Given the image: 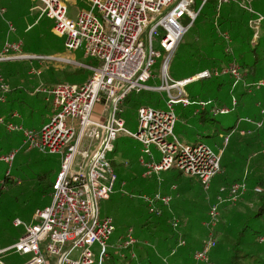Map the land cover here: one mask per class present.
<instances>
[{
	"label": "built area",
	"instance_id": "built-area-1",
	"mask_svg": "<svg viewBox=\"0 0 264 264\" xmlns=\"http://www.w3.org/2000/svg\"><path fill=\"white\" fill-rule=\"evenodd\" d=\"M31 1L36 3L34 9L38 10L39 16L45 15L52 20V31L64 38L66 49H81L84 56L93 59L95 64L91 66L89 78L82 83L54 82L36 88L35 93H45L46 100L50 98L52 104L51 115L38 129L26 127L19 120L18 111L0 114V127L21 137L18 145L10 150H0V163L6 167V178L14 180L11 178L12 168L21 150L56 153L61 159L49 203L35 210L31 222L14 221L15 225H23L24 233L13 243L0 247V263L2 255L13 252L27 256L22 264H103L114 225L110 216L99 215L98 206L100 200L109 198L117 180L108 158L117 136L123 134L141 144L139 162L144 176L160 179L161 172L175 168L185 176L198 179L207 189L211 179L222 170L221 154L205 143H188L178 138L175 134L178 120L175 106H205L203 101L193 103L186 93L184 88L192 80L227 75L238 83L243 71L233 60L220 68H204L182 80H171L168 75L169 60L208 0H198V5L197 0H83L88 7L79 8L75 19L69 16L68 2L72 0ZM254 1L216 0L213 24L225 43L227 54L232 55L231 39L218 24L221 5L233 2L249 14L247 24L252 30L251 43L254 44L260 37V24L264 20V16L254 10ZM4 11L0 8V12ZM8 24L10 31H14L13 25ZM22 50V40H6L0 49V62L60 60L58 56L29 55ZM40 69L31 65L29 73L39 76ZM155 78H159V84H148ZM143 90L165 93V108L148 104L139 106L137 129L132 132L125 127V119L121 117L123 101L128 93ZM10 91V84L0 72V104L7 101ZM231 103L234 107L237 100L233 98ZM258 105L261 118L241 117L225 137L226 144L233 133H252L253 130L239 127L241 121L253 125V129L264 125V106ZM229 111L227 106L210 109L213 114H227ZM6 180L0 182L1 188ZM247 190L244 180L219 188L203 222L206 238L189 264H212L207 251L219 221V206L234 204ZM254 190L259 192L260 188ZM139 197L149 212L156 215H160L171 200L170 196L160 192ZM169 222L173 228L178 226L176 218H170ZM258 240L264 242V237ZM136 242L130 228L119 238L115 250L123 257V250L130 248V255L135 257L131 248ZM95 243L99 245L96 260L92 251ZM184 245L185 240L179 238L171 253Z\"/></svg>",
	"mask_w": 264,
	"mask_h": 264
},
{
	"label": "rangeland",
	"instance_id": "rangeland-1",
	"mask_svg": "<svg viewBox=\"0 0 264 264\" xmlns=\"http://www.w3.org/2000/svg\"><path fill=\"white\" fill-rule=\"evenodd\" d=\"M20 1L21 3L22 1H26V6L22 5L24 9L19 5ZM13 5L16 6V11L19 6L20 18L10 10V7H13ZM27 5L30 6V10L25 12L24 10L27 9ZM35 5L36 3L31 0H0V7L6 9V11L0 12V43L4 42L6 39L15 40L19 38L23 40V37L18 34L20 31L17 30L16 27L15 31H10L7 20L11 18L14 22L23 24L25 27H27L28 23H32L33 26L30 28L33 29L37 23L32 20L31 17L32 15L36 16L38 13V10L34 9ZM214 5H216V0H208L192 26L183 34L176 51L168 63V75L171 80H182V78L191 76L204 68L213 67L218 60L228 59V56L222 50L223 42L213 26V19L216 13ZM221 6L222 8L233 6L236 10L233 11L236 19L237 17L239 19L243 18L244 20L249 18L248 13L239 8L237 9L236 3H223ZM252 6L254 10L264 16V5L260 6V3L258 5L255 0ZM87 7L88 4L83 0H72L68 2L69 16L71 19H75L79 8ZM183 22L186 24L187 21L183 19ZM256 42L257 44L253 46L255 47L254 51H250L249 47H244V57L248 61L251 70L253 69L254 71L253 73L251 71L249 76L254 75L255 79L261 82V85H259L260 89L256 88L252 93L243 97L247 103L248 101H252L251 104H253L254 107L249 110H239L236 106H232L231 99L242 93L240 84H235L233 86L226 82L220 89H216L212 88L211 78L192 80L184 89L193 103L198 104L203 100L206 102L218 103L224 100V102L228 104L226 106L230 108V111L227 114H209L206 116L207 119L205 122L195 124L183 123L182 120L186 118L182 116L178 119L179 121L175 126V134L179 138L191 143L196 138L200 137L203 143H206L213 151L219 152L222 157L226 146L225 137L230 132V127L234 126L237 117L241 118L248 116L253 120L261 118L258 103L264 106V99L261 97V92L264 90V20L260 24V37ZM63 44L64 38L61 36L53 38L44 35L42 39L39 38L36 42V51L33 52L30 50L28 54L32 55V52L40 53L36 55L42 54L44 57L56 56L57 53L55 49H57L58 45L63 47ZM154 44L158 46L157 41H154ZM59 55L64 56L66 61L50 64L46 63V69H40L41 74L39 76L28 74L31 65L36 68L41 65V62L38 64L36 59H14L0 62V72L2 71L1 68L3 69V73L7 69L13 72V77L10 76V78L2 75L5 80L9 82L10 86L17 87L14 91V95L23 100L20 105L17 106V111L22 115V120L20 121L27 127H40L48 120L52 113L51 99L49 98L46 100L47 95L45 93H35V90H37L36 88L40 84L49 85L53 83L50 82L51 78H49V74H52L56 77V81L60 82L67 81L64 79V74L66 72H69L70 75L74 77L73 82L79 81L78 78H84L89 75V68L83 66L82 64H84V61L77 57L79 51H67V53L64 51V53ZM235 55L237 60L241 62L240 54L235 53ZM75 62H78V65H76ZM48 65L52 66V73L47 69ZM157 66L158 64H156L155 67ZM241 69L243 70V68ZM5 74L8 75V72H5ZM221 78L225 80V78L229 77L227 75L213 77V79L218 80H221ZM159 83V78L151 79L148 82V84L152 85H157ZM143 91L145 93L141 94L142 98L150 99L152 102L159 101V108H165V93L160 91ZM148 96L149 98H147ZM148 104H152L153 106L151 102H148ZM194 106L196 105L192 104L186 108L177 105L175 106L176 114H179L180 109H183L185 113H191ZM190 116L193 117L192 114ZM121 117L125 119V127L127 129L132 132L136 131L137 109L123 107ZM194 117L193 120L196 118ZM242 124L243 123H240L239 127H241ZM214 130H219V134L216 133L212 135L211 133ZM261 130H263V128H261ZM205 132H209L211 136H201V134ZM10 134L12 137L16 138V142L14 143L15 146L18 145L21 138L20 135L15 133ZM235 135L236 134L233 136ZM227 154L228 149H226L224 157L227 156ZM242 154L243 152H241V155ZM140 155L141 144L137 140L123 134L117 136L114 141L113 151L108 154V158L111 160L112 167L117 175V180L109 198L100 200L98 208L101 217H112L115 230L106 244L107 258L103 264H116L114 261V250L119 242V238L125 234L129 225L132 226L134 231H137L144 220L150 216L145 210L143 203L137 199L138 193H140L138 192L139 190L143 192L147 191L145 187L147 183L153 187V183L150 179L143 177V169L139 162ZM60 163V155L56 153H43L33 149L30 151L21 150L17 154L12 171L13 169L19 170V175L13 178L14 181H18L19 177V182L11 183V181H8L3 188H1L0 184V235L7 236L6 239L10 240L11 243L24 233L23 225H15L14 221L18 219L23 223L31 222L35 210L43 207L50 201V196L44 194L42 190L46 181L55 179L60 169ZM221 166L222 168L224 166L227 168V164L224 163L223 158L221 160ZM5 168V165L0 163V182L5 180ZM226 173L230 181L229 174L228 172ZM221 174L223 173H218L214 176L211 186L207 191L204 190L201 184L195 179L189 178L183 174L180 175L177 169L163 171L161 177L168 180L172 179L176 182L179 186V193L181 194L182 192L180 198L181 202H183L186 207H189L185 209H191L190 217L200 223L199 221H206L208 207L215 201V192L217 191L216 189ZM243 197L242 195L234 204H228L227 207L222 204L219 206L224 218L223 230H226V235H230L234 237V239H236L239 234V247L241 249L253 250L255 246L264 244L254 239L256 235L264 237V199L260 201V199L255 196L253 199L248 198L242 201ZM187 214L189 215L188 212ZM185 227L187 228V226ZM190 230L197 240H203L206 235L204 225L195 226ZM227 230H230V232ZM166 232L168 233L167 229ZM3 243L4 242H1L0 245H4ZM92 251L94 252L95 260L98 259L99 245L97 243L92 246ZM215 252L217 254V257L215 256L217 260L224 263L227 262L229 257V248L227 245L218 242L217 246H212L211 256H213ZM10 255L12 256L8 257ZM260 256L262 257L264 254ZM1 258L2 263L0 264H3V262L4 264H22L27 260V256H21L13 252L4 254Z\"/></svg>",
	"mask_w": 264,
	"mask_h": 264
},
{
	"label": "trees",
	"instance_id": "trees-1",
	"mask_svg": "<svg viewBox=\"0 0 264 264\" xmlns=\"http://www.w3.org/2000/svg\"><path fill=\"white\" fill-rule=\"evenodd\" d=\"M256 1H257L258 5H259V3H260V6L264 5L263 4L264 0H261V1L256 0ZM25 2L26 1H22V3H21V1H20L19 5H21V6L25 5L26 4ZM22 8H23V6H22ZM29 8H30V6L27 5V9L24 11L28 12ZM237 9H238V7H237ZM10 10L14 14H17V17L20 18L19 6L17 7V11H16L15 5H13V7H10ZM214 10H215V5H214ZM233 11H236L233 6H226L225 8H222V6H221L220 11H219V16H218V24L220 25L221 30L227 31L230 35V39H231L230 46L232 48V55L227 54L225 52V43L222 41L223 42L222 43V50L228 56V59L218 60L217 62H215L213 67H219L220 68L223 64H229L231 61L235 60L236 63L241 68H243V70H242L243 71V77H242L241 81H239L238 83H234V80L231 79L230 77L225 78L226 81L223 78H221V80L211 78V85H212V88L220 89V87L226 82L230 83L233 86L235 84H240L242 86V88H241L242 93H240L237 97H234V98L237 100V104L235 106L239 110H242L244 108L243 105H245V104L247 105V101L244 100L243 97L252 93L256 88L260 89V86L258 83L260 81L255 79L254 75L249 76V73L251 71L253 73L254 71H253V69L251 70V67H249V65H248V61L244 57V53H245L244 47L245 46L249 47L250 51H254L255 47H253V46H255L257 44V42L252 44L250 41L252 38V30L248 27V24H247L248 19L244 20L243 18L239 19L238 17L236 19ZM215 16H216V13H215ZM31 19L34 20L33 17H31ZM8 20L10 22H12L13 25H15L14 27H16L17 30L20 31L18 34L23 37V41H24L23 50L25 53H30V50L35 52L36 51V42L39 40V38L42 39L44 37V35H47V36L53 37V38L56 37L52 32V20L45 17V16H42L37 21V24L34 26L33 29L31 28L27 31L25 30V26L23 24L14 22L11 18ZM213 26H214V24H213ZM2 44H3V42L0 43V48H1ZM64 51L66 52L64 44H63V47L61 45H58L57 49H55V52L57 53L56 55L62 54V53H64ZM235 53L240 54L241 62L239 60H237ZM31 54H40V53H32L31 52ZM50 55H53V54H50ZM85 61H86L87 65H94V62L90 59H87ZM46 63L50 64V63H54V62L47 60ZM213 67H211V68H213ZM47 69L50 70V73L53 72L52 66L48 65ZM1 70H2L1 73L3 75L7 76L8 78H10V76L13 77V72L10 69H7L5 71V72H8V75H6L5 72L3 73L2 68H1ZM91 73L87 77L78 78L79 81H77V82L82 83V82L86 81L89 78V76L91 75ZM195 74H193V75H195ZM193 75H191V76H193ZM49 76H50L49 78H51L50 82H53V83L54 82H60V81H56V77H54L52 74H49ZM188 77H190V76H187L185 78H188ZM185 78H182V79H185ZM64 79L67 81L62 82V83H66V82L69 83V82H73L74 77L71 76L69 72H66L64 74ZM203 79H206V78H203ZM177 80H181V79H177ZM46 83H49V82H46ZM10 87H11V91L8 95L7 101L4 104L0 105V114H3V115L10 114L14 110L17 111V106H19L20 103L23 101L20 97H17L14 95V91L17 89V87H15V86H10ZM142 93H145V92L141 91L139 93H135V92L128 93L126 95L124 101H123V107L124 108L125 107H131V109H137L141 105L148 104V102L153 103L154 107L160 106L159 101L152 102V101H150V99L142 98L141 97ZM147 98H149V96ZM232 99H231V101H232ZM203 102H205L204 107H200V106L196 105L193 107L191 113L190 112L185 113L183 111V109H180L179 114H177L178 119L181 118L182 116H184L186 119L182 120L183 123H189V124L203 123L207 119L206 116L209 114H212L210 112L211 108H213L215 106H226V105H228L224 102V100L219 101L218 103H212L210 101L206 102L205 100H203ZM148 105H152V104H148ZM197 109L199 112L196 111ZM248 109L249 108H247V110ZM19 114H21V113H19ZM191 114L193 115V117L195 115L196 118L194 117L195 118L194 120H193V117L190 116ZM239 119H240V117H237V120L235 121L234 126L230 127V129H231L230 132L236 127L237 121ZM261 128H263V130H261ZM261 128H255V129H250V130H253L252 133L254 132V134L258 135L260 139L261 138L264 139V125ZM1 129H3V130H1ZM216 133L219 134V130H214L211 134L214 135ZM252 133L244 134V135H242V134L239 135V133H238L237 135L239 136V139H250L251 137H248L247 135H250ZM211 134L209 132H205L204 134L202 133L201 136H211ZM179 139H181V138H179ZM15 142H16V138L12 137V135L10 133L6 132L4 128L0 127V150H2V151L10 150L13 146H15V144H14ZM199 142L203 143V141L201 139L196 138L191 143H199ZM227 144H228V142H227ZM221 168H222V166H221ZM172 169H175V168H172ZM166 171H168V170H166ZM224 171L222 168L220 173H223V174L220 175V179H219L217 189L215 188L217 190L215 192L216 193L215 197L218 194L220 187L227 186L233 182L242 181V180H238V181L230 182L228 177H227V173ZM142 174H143V170H142ZM179 174L181 175L182 173L179 172ZM18 175H19V170L13 169L11 178H15ZM143 177L146 179H150V181L153 183V187H151V185L149 183H147V185L145 184L147 191L143 192L142 190H139L138 192H140V193H138L137 199H139L143 203V205L145 206V210L147 211V213H149L150 216H149V218L144 220V222L140 225V227L138 228L137 231H134L132 229V226H130V225L127 227V229L125 231V233H126L127 230L131 228L133 235L140 241V242L139 241L136 242L131 248V250L135 253V257H132L130 255V248L127 250H123V257H120L118 252L116 250H114V256H115L114 261H115V263L116 264H167V262H168L171 264H189L193 260L192 257H193L194 252L202 246V243H203L204 239L206 238V235H205L203 240L201 239L202 242H201V240H197L195 237L191 236L190 231L185 230V228H183L184 225L182 223V220H180V218H178L177 216H175L173 214L168 213L169 209L171 208V201H172L173 197H175L176 195L179 194V190L177 191V184L175 181H173L172 179H169V180L166 178L163 179L161 177V174H160V179H158L154 176L148 177V176L143 175ZM189 178H193V177H189ZM213 178L210 181V185H211ZM5 179H7L6 182L11 181L10 178H6V176H5ZM193 179H195L196 181L198 180L196 178H193ZM19 180H20V178L18 177V182H19ZM6 182H4V183L6 184ZM16 182L17 181H14V180L11 181V183H16ZM53 182H54V180L46 181L45 186L43 187V190H42L44 194H47L50 196V192H51ZM198 182L201 184V182L199 180H198ZM259 183H260L259 184L260 186H258V187L260 188V191L259 192L255 191V194L260 199V201H263V199H264V182L262 181ZM168 184H169V186H168ZM210 185H209V187H210ZM201 186L203 187L202 184H201ZM209 187L207 189H204V187H203V189L207 191V190H209ZM162 190H163V192H162ZM155 192H160L161 194H165V195H168L171 197L169 205L162 208V213L160 215H156L154 213L149 212V210L146 208L145 203L139 197V195H142V194H153ZM49 200H50V198H49ZM222 205L227 207L228 204H222ZM208 209H209V207H208ZM166 212L168 213V215L166 214ZM139 217H141V216H139ZM170 218H176L178 220V226L176 228H173L172 225L170 224V222H169ZM223 219L224 218H223L222 213L220 211V217H219L218 224H217L216 228L214 229V235L212 238V243L210 244L208 251H207V256H208V259L210 260V262L212 264H264V256H262V257L260 256L261 254H264V246H260V245H264V244H260L258 246H255V248H253V250L241 249L239 247V245H240L239 234H238V237L236 239H234V237H232L230 235H226V230H223L224 229L223 228L224 227V224H223L224 220ZM166 229H167L169 234L166 232ZM114 230H115V228H114ZM205 230H206V228H205ZM227 231L230 232V230H227ZM241 233H242V231H241ZM163 234H165V235H163ZM260 237H262V236L256 235V237L254 239L257 242H259L258 239ZM6 238H7V236L0 235V244H1V242H4L3 243L4 245H0V247H4L7 244L11 243V241L7 240ZM179 238H182L183 240H185V245L178 247L177 250L175 251V253L172 254L171 250H172V248H175V246L178 243ZM12 242H14V240ZM145 242H146V244H145ZM218 242L227 245V247L229 248V257H228L227 262H225V263L221 262L220 260H217L216 252L213 254V256H211V248L213 245L217 246ZM148 243L155 244V247L147 245ZM259 243H263V242H259ZM164 259H166L167 262L164 261Z\"/></svg>",
	"mask_w": 264,
	"mask_h": 264
},
{
	"label": "crops",
	"instance_id": "crops-1",
	"mask_svg": "<svg viewBox=\"0 0 264 264\" xmlns=\"http://www.w3.org/2000/svg\"><path fill=\"white\" fill-rule=\"evenodd\" d=\"M0 8H4V7H0ZM29 10H30V8H29ZM5 11H6V9H5ZM32 17L34 18V21L36 23L41 18V16H39L38 13L36 14V16L32 15ZM7 21L10 22L9 20H7ZM10 23L12 24V22H10ZM32 26H33L32 23H28L27 27H25V30L27 31V30L31 29L30 27H32ZM13 27H14V25H13ZM14 31H15V27H14ZM6 40H10V39H6ZM15 40H22V39L17 38ZM4 42H3V44H4ZM3 44H2V46H3ZM2 46H1V48H2ZM23 47H24V43H23ZM65 50H66V53H67V51H79V55L77 57L84 61V64H82L83 66L89 68V70H90L89 74L92 72L91 66H93V65H87L85 60L90 59L94 62V64H95V61L91 58L85 57L83 54V51L81 49L68 50L65 48ZM56 56L60 57V60H52V59H49V60L52 62L66 61L64 56H62V55H56ZM46 61L47 60H37L38 64L41 62V65L37 66V68L46 69ZM75 63H76V65H78V62H75ZM42 73H43V71H42ZM28 74H30L29 70H28ZM69 83H78V82H69ZM241 88H242V86H241ZM261 97L264 99V90H262V92H261ZM251 102L248 101L247 105L246 104L243 105V107H244L243 109L247 110V108L251 109L252 107H254V105L251 104ZM0 105H2V104H0ZM261 106H262V104H261ZM19 120H22V115H21ZM178 121L179 120H177V122ZM29 128H33V127H29ZM38 128L39 127H34V129H38ZM240 128L253 129L254 127L251 124L243 123ZM234 134H236V135L233 136ZM237 134L238 133H233L230 136L228 144L225 146V150L222 154L221 160L223 158L224 163L227 164V168H225V166H224L223 171L225 170L224 172H228L230 182L238 181V180H245L247 182L248 190L244 194V197L242 199V201H244V199L246 200L248 198L253 199L256 196L254 189L256 187L260 186L259 182H262V181L264 182V139L261 138L262 139L261 140L258 135L254 134V132L250 135H247L248 137H251L250 139H239V136ZM197 139H200V137ZM181 140L183 141V139H181ZM184 142H187V141H184ZM226 149H228V154H227V156L224 157V153H225ZM230 152H231V154H230ZM241 152H243L242 155H241ZM163 179H165V178H163ZM168 186H169V184H168ZM178 190H179V186L177 185V191ZM181 190H182V188H181ZM162 192H163V190H162ZM181 196H182V192H181V194L179 193L178 195L173 197V199L171 201V208L169 209L168 213L173 214V215L177 216L178 218H180V220H182V223L184 225L183 228H186L185 226H187V228L185 230H188L191 233L190 229H193L195 226H198V225L203 226V222L199 221L200 223H198L194 220V218L190 217L191 209H185V208H189V207H186L183 204V202H181V199H180ZM180 208H181V210H180ZM187 212L189 213V215L187 214ZM168 213L166 212L167 215H168ZM191 236H193L192 233H191ZM138 241L139 240L137 239V242ZM201 242H202V240H201ZM145 244H146V242H145ZM147 245L155 247V244H153V243L152 244L148 243ZM12 255H10L8 257H11Z\"/></svg>",
	"mask_w": 264,
	"mask_h": 264
},
{
	"label": "bare ground",
	"instance_id": "bare-ground-1",
	"mask_svg": "<svg viewBox=\"0 0 264 264\" xmlns=\"http://www.w3.org/2000/svg\"><path fill=\"white\" fill-rule=\"evenodd\" d=\"M198 181V180H197ZM264 243V242H263Z\"/></svg>",
	"mask_w": 264,
	"mask_h": 264
}]
</instances>
